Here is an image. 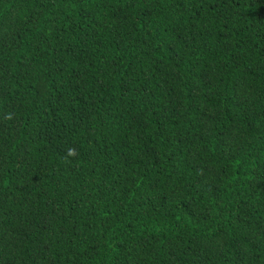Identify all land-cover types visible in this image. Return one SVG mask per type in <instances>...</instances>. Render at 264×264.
<instances>
[{"label":"trees","instance_id":"obj_1","mask_svg":"<svg viewBox=\"0 0 264 264\" xmlns=\"http://www.w3.org/2000/svg\"><path fill=\"white\" fill-rule=\"evenodd\" d=\"M0 264H264V0H0Z\"/></svg>","mask_w":264,"mask_h":264},{"label":"clouds","instance_id":"obj_2","mask_svg":"<svg viewBox=\"0 0 264 264\" xmlns=\"http://www.w3.org/2000/svg\"><path fill=\"white\" fill-rule=\"evenodd\" d=\"M10 118V117H9ZM69 155H72L73 154V151L72 150H69Z\"/></svg>","mask_w":264,"mask_h":264}]
</instances>
